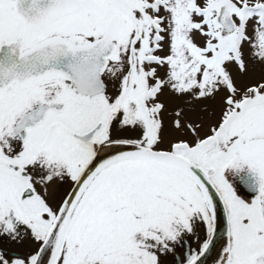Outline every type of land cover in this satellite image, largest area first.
<instances>
[{
	"label": "snow or ice",
	"instance_id": "obj_1",
	"mask_svg": "<svg viewBox=\"0 0 264 264\" xmlns=\"http://www.w3.org/2000/svg\"><path fill=\"white\" fill-rule=\"evenodd\" d=\"M264 264V0H0V264Z\"/></svg>",
	"mask_w": 264,
	"mask_h": 264
},
{
	"label": "water",
	"instance_id": "obj_2",
	"mask_svg": "<svg viewBox=\"0 0 264 264\" xmlns=\"http://www.w3.org/2000/svg\"><path fill=\"white\" fill-rule=\"evenodd\" d=\"M208 264H212V261H211V260H209V261H208Z\"/></svg>",
	"mask_w": 264,
	"mask_h": 264
},
{
	"label": "flooded vegetation",
	"instance_id": "obj_3",
	"mask_svg": "<svg viewBox=\"0 0 264 264\" xmlns=\"http://www.w3.org/2000/svg\"><path fill=\"white\" fill-rule=\"evenodd\" d=\"M169 264H171V261L169 262Z\"/></svg>",
	"mask_w": 264,
	"mask_h": 264
}]
</instances>
